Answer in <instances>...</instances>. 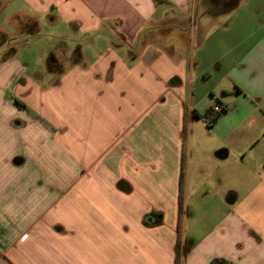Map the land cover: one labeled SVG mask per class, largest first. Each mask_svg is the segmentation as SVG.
<instances>
[{
	"label": "crops",
	"instance_id": "crops-1",
	"mask_svg": "<svg viewBox=\"0 0 264 264\" xmlns=\"http://www.w3.org/2000/svg\"><path fill=\"white\" fill-rule=\"evenodd\" d=\"M242 2L0 0V264H264V33L202 54Z\"/></svg>",
	"mask_w": 264,
	"mask_h": 264
},
{
	"label": "rangeland",
	"instance_id": "rangeland-1",
	"mask_svg": "<svg viewBox=\"0 0 264 264\" xmlns=\"http://www.w3.org/2000/svg\"><path fill=\"white\" fill-rule=\"evenodd\" d=\"M221 24L217 27H214L210 30L209 40L207 42V46L204 47L202 54L205 58L212 60L214 59L216 62L220 64L221 68L228 69L227 67L233 60L240 57L244 50L245 45L235 46L234 41H238L239 39H243L244 36L250 32L254 35L252 38H256L264 33V28L259 33H254V29L260 24L257 22L258 20H262L261 22L264 24V0H244L237 10V14L231 16L223 15L220 16ZM236 20V22H234ZM240 24V26H238ZM237 25V26H236ZM47 38L46 36H42L40 40L37 42L30 41V43L26 46L21 47L16 53L15 58L18 62L24 64V59H31V63L28 65L29 67H43L42 62H35V59L39 58V52L46 46ZM27 66V67H28ZM227 72H221L220 74L213 73L214 76L213 81L217 82L216 88H227L232 87L230 83V78ZM215 86V85H214ZM216 91V89L214 88ZM226 107V106H224ZM19 123V122H15ZM14 162H19V160H14ZM146 218V216H145ZM146 223V221H145ZM147 224V223H146Z\"/></svg>",
	"mask_w": 264,
	"mask_h": 264
},
{
	"label": "trees",
	"instance_id": "trees-1",
	"mask_svg": "<svg viewBox=\"0 0 264 264\" xmlns=\"http://www.w3.org/2000/svg\"><path fill=\"white\" fill-rule=\"evenodd\" d=\"M225 110H222L221 112H224ZM181 212V207L179 205V213ZM151 217L150 221H147V224H159L161 222V213H156V212H151L150 214H148L146 217ZM178 243H177V256H176V264H178ZM189 246H185L183 249V252L186 250V248H188ZM223 260L221 259H212L209 264H223Z\"/></svg>",
	"mask_w": 264,
	"mask_h": 264
},
{
	"label": "built area",
	"instance_id": "built-area-1",
	"mask_svg": "<svg viewBox=\"0 0 264 264\" xmlns=\"http://www.w3.org/2000/svg\"><path fill=\"white\" fill-rule=\"evenodd\" d=\"M214 110L217 111V112H221L222 110H226V107H224L222 105H219V104H216L214 106Z\"/></svg>",
	"mask_w": 264,
	"mask_h": 264
},
{
	"label": "flooded vegetation",
	"instance_id": "flooded-vegetation-1",
	"mask_svg": "<svg viewBox=\"0 0 264 264\" xmlns=\"http://www.w3.org/2000/svg\"><path fill=\"white\" fill-rule=\"evenodd\" d=\"M220 6L225 3V0H215Z\"/></svg>",
	"mask_w": 264,
	"mask_h": 264
},
{
	"label": "water",
	"instance_id": "water-1",
	"mask_svg": "<svg viewBox=\"0 0 264 264\" xmlns=\"http://www.w3.org/2000/svg\"><path fill=\"white\" fill-rule=\"evenodd\" d=\"M150 220H151V217H150V216L145 218V221H146V222H147V221H150Z\"/></svg>",
	"mask_w": 264,
	"mask_h": 264
}]
</instances>
